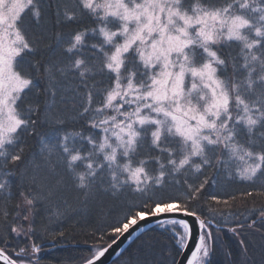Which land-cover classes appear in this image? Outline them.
<instances>
[{
    "label": "snow or ice",
    "instance_id": "6c2138e0",
    "mask_svg": "<svg viewBox=\"0 0 264 264\" xmlns=\"http://www.w3.org/2000/svg\"><path fill=\"white\" fill-rule=\"evenodd\" d=\"M257 181L241 199L264 197V0H0V264H39L73 197L99 213L79 264L120 241L213 264L224 231L250 264L232 186Z\"/></svg>",
    "mask_w": 264,
    "mask_h": 264
},
{
    "label": "trees",
    "instance_id": "16d2710c",
    "mask_svg": "<svg viewBox=\"0 0 264 264\" xmlns=\"http://www.w3.org/2000/svg\"><path fill=\"white\" fill-rule=\"evenodd\" d=\"M259 183L257 181L256 185H251L245 182L232 186L233 194L236 195L237 199L231 211L240 218L241 222L251 216V219H247L243 232V238L248 243L247 258L250 264H259L262 253H264V227L259 221V212L253 214L254 209L264 205V197L254 196L241 199L240 194L244 191H251L254 187H259ZM220 207L224 206L221 205ZM60 210L64 212V216L59 218L63 222L53 230L56 232L63 231L65 235L63 238H58L54 243L51 239L44 243L42 253L38 254L39 264H79L80 257L88 255L93 244L92 239L89 238V233L92 231L99 213H90L87 206L75 202V197L69 205ZM253 220L256 221L255 227L249 228L248 225ZM53 222H56L55 219ZM238 239L233 237L230 232H220L217 239V253L212 258L213 264H242L245 256L242 254ZM21 246H23V241H21ZM125 249L128 251L124 252V255L120 256L119 259L116 257L110 264H121L123 260L129 257L130 253L133 258H136L135 244L131 248L128 245ZM229 251L232 255H226ZM178 257L179 255L176 256V259ZM153 259L152 256H147L148 264H153Z\"/></svg>",
    "mask_w": 264,
    "mask_h": 264
},
{
    "label": "water",
    "instance_id": "95a60500",
    "mask_svg": "<svg viewBox=\"0 0 264 264\" xmlns=\"http://www.w3.org/2000/svg\"><path fill=\"white\" fill-rule=\"evenodd\" d=\"M130 243L131 241L118 242V244L114 246L113 250L110 251L106 257L102 258L103 264H110L118 256V253L122 252ZM177 261L179 262V264H185L184 258L181 256L178 257Z\"/></svg>",
    "mask_w": 264,
    "mask_h": 264
}]
</instances>
